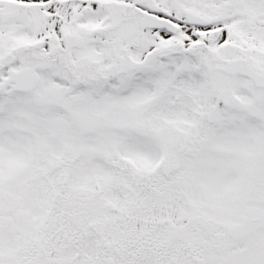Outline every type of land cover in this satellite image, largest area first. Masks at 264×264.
<instances>
[{"label": "snow or ice", "instance_id": "1", "mask_svg": "<svg viewBox=\"0 0 264 264\" xmlns=\"http://www.w3.org/2000/svg\"><path fill=\"white\" fill-rule=\"evenodd\" d=\"M0 264H264V0H0Z\"/></svg>", "mask_w": 264, "mask_h": 264}]
</instances>
